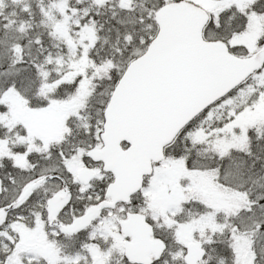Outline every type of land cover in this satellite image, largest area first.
<instances>
[{
    "label": "rangeland",
    "instance_id": "obj_1",
    "mask_svg": "<svg viewBox=\"0 0 264 264\" xmlns=\"http://www.w3.org/2000/svg\"><path fill=\"white\" fill-rule=\"evenodd\" d=\"M191 1L208 8L217 24L221 13L228 7L238 5L245 12L250 0ZM117 2L121 7L130 5L129 0H0V26L5 30V36L9 34L8 37H0V44L3 43L0 59L4 61L0 60L1 65L9 69L10 64L15 65L21 60L29 62L28 57L32 54L31 60H43L46 65L43 67L50 72L66 69L54 82L46 81V70L42 72V94H38L36 99L46 100L49 88L72 79L88 63L87 45L92 37V26L88 21L82 22L83 17L91 11H98L100 6ZM246 17L245 29L229 40L230 44L250 54L259 46L263 20L262 16L252 12ZM30 35L34 43L40 44L45 40L51 52L40 55L32 43L25 48L23 40ZM139 44L144 50L147 43L142 39ZM141 51L136 50V55ZM7 69L0 71V111L3 110L0 116L3 124L9 126L8 129L14 128L18 137L13 148L7 138H0V159H13V165L27 171L25 176L37 172L43 174L48 165L44 162L35 169L36 165L30 162L33 160L28 155L36 149L45 154L47 147L49 155L63 161L60 168L79 189L77 200L74 199L73 207L64 216L68 217L74 207L79 212L82 199L87 205L90 194L100 192L103 182L113 179L85 156L90 145L78 146L72 137L68 146L64 144L54 149L66 137L71 125L81 131L86 129V133L90 129L97 135L95 138L101 134L103 123L97 124L79 110L89 91L87 80L79 84L76 93L70 95L68 91L63 98L41 106L27 93V89L36 83L29 72ZM22 81L26 82L27 88ZM192 128L189 142L194 150L199 145L205 152L215 155L222 151L224 155L239 149L241 153L246 151L251 137H260L264 130V69L228 98L210 107ZM251 131L252 136H249ZM180 143L178 145L182 147ZM186 156L182 153L167 155L154 169L135 201L136 212L144 213L151 220L158 237L170 241L165 264H186L184 247L193 240H201L208 250L200 264H264V228L261 225L264 224V203L254 207L249 201L251 193L246 189H233L230 184L220 182L219 165L199 168L196 160L187 161ZM262 159L258 161L257 168L262 165L264 157ZM241 160L243 168L249 158L244 153ZM9 169L2 170L6 178L3 200L16 195V189H12L9 181ZM55 186L57 180L48 181L29 202L42 209L48 188ZM254 196L257 197L255 193ZM253 209L255 211L251 212ZM128 211L127 207H117L115 211L105 213L90 228L92 247L87 249V253L84 248L73 257L61 254L56 248L49 249L47 255L44 247L55 235L43 215L28 209L22 216V213L12 212L6 226L0 229V264H75L86 260V254L91 264H127L123 258L127 236L120 231L118 220ZM165 238L163 240L168 242Z\"/></svg>",
    "mask_w": 264,
    "mask_h": 264
},
{
    "label": "water",
    "instance_id": "obj_2",
    "mask_svg": "<svg viewBox=\"0 0 264 264\" xmlns=\"http://www.w3.org/2000/svg\"><path fill=\"white\" fill-rule=\"evenodd\" d=\"M155 21L157 35L146 51L127 65L104 109L103 145L87 153L93 160L103 161L105 170L115 176L105 198L67 225L60 223L57 215L70 202L71 191L64 187L48 200L50 223L65 233L89 226L104 208L128 202L143 188L154 163L164 159L165 147L182 128L264 65V43L250 56H237L223 40L205 39L210 14L194 2L166 3L156 11ZM123 142L128 143L126 148ZM51 177L28 183L15 202L0 209V224L9 209ZM121 229L132 237L124 244V253L133 262L151 264V255L158 259L164 253L163 240L152 238L154 229L142 213H128ZM186 250V264H199L206 252L200 241L189 243Z\"/></svg>",
    "mask_w": 264,
    "mask_h": 264
},
{
    "label": "trees",
    "instance_id": "obj_3",
    "mask_svg": "<svg viewBox=\"0 0 264 264\" xmlns=\"http://www.w3.org/2000/svg\"><path fill=\"white\" fill-rule=\"evenodd\" d=\"M129 1L130 5L123 7L120 6L119 2L115 3L117 4L116 7L112 6L115 4L107 3L106 5L100 6L98 11H91L87 17H83L82 22L88 21V23L92 26V37L87 45L89 48L87 51L88 63L83 67V71L76 72L72 79H69L64 83H58L55 88H49L46 96L47 102L55 100L56 98H63L64 94L68 91L70 92V95L72 93H76L79 89V84L84 80H87L89 91L85 96V99L82 100L83 102L80 105L79 110L83 115L90 116V118L97 124L103 123V110L109 102L110 95L114 90V86L120 79V75L123 73L130 60L138 56L135 51H141V49L143 50V47L141 48V44H139L140 40L143 39L146 43H149L151 38L156 34L157 25L156 21H154V13L156 9L159 8L161 4L170 2L171 0ZM247 5L248 9L245 12L242 11L238 5L237 7H228V9L221 13L217 24L215 22V18L211 17L212 20L206 27V35L213 39L220 38L229 43V38L237 35L245 29L246 16L249 12H252L257 16H262L263 30L259 42V46H261L264 42V0H250L247 2ZM0 29H2L1 26ZM32 39V36L28 38L27 43H32L34 45V49L40 51V55L45 54L46 52H51V49L48 47L45 40H42L40 44H37L34 43ZM42 42H44L43 46H41ZM231 50L238 55H248L247 52L241 50L240 48L238 49V47L235 46H231ZM141 52L137 53L140 54ZM32 56V54L29 55V62L22 63V66L18 71L21 72V70H26L29 72L31 78L35 79V85H33L31 89H28L29 93H31L30 98L33 100L36 95L40 93L42 94L41 86L43 81L41 76L43 71L46 70L47 73L46 81L54 82V80H58L60 76L64 74L66 69L61 72H50L51 70L43 67V65L46 66L43 64V60L40 61V59H37V61L34 60L33 62L31 60L33 58ZM16 67L18 68V64ZM3 69H7L6 66L0 65V71ZM262 69H264V66ZM7 70H10V67ZM249 81L250 79L247 82ZM23 82L24 81H22V83ZM247 82H245L242 86L247 84ZM24 87H26V84ZM233 93H235V91ZM203 115V113L199 115L196 120L185 128L174 143L167 146L166 156L172 154L178 155V153H182L183 156L187 155V161L196 160L199 163L197 164L199 168H212L219 165L221 168L219 171V179L221 182L230 184L233 189L243 188L242 190L246 189L247 192H250L252 198H249V201L254 204V207H258V204H263L264 161L260 168H257V164L258 161H262V157H264V130L260 137H251L248 149L242 153L241 151H233V153H230L229 155H215L209 151L211 153L210 154L209 152L207 153L204 151L203 146L196 145V149H192L190 143V134L193 129L192 125H194V123ZM74 126L75 125L70 126L68 133L65 135L66 137H64L61 142L57 143L59 145L55 146L54 149L61 148L64 144L68 146L69 140L72 137L75 139L78 146L81 145L83 147H87L88 145H100L99 138H95L97 135L94 132H90V129L89 133H86V129L81 131L80 129L74 128ZM251 133L252 131L249 136H252ZM91 134L92 136H90ZM178 143L183 146L180 147ZM126 145L127 144L124 143V146ZM244 153L248 156L249 160L245 162L244 167L242 168L243 172H245L244 176H242L239 169L242 167L241 155ZM215 156H218V159L214 158ZM36 163L39 165L40 161H37ZM62 163L63 161L61 159L53 158L52 163L50 164L51 167L48 171L62 173L63 169L60 168ZM14 174L15 172L13 175ZM234 175H236V177L233 179ZM237 178H239L238 181ZM14 179L16 181L17 176H15ZM244 183L245 185H243ZM103 185L105 186L106 182L103 183ZM103 191L104 190L102 188L99 193H92L89 197L91 203L96 197L101 195ZM254 193L257 197L254 196ZM136 198H138L137 194L134 196L135 200ZM130 208L137 210V207H133L132 204H130ZM254 211L255 209L251 212ZM261 225L262 228H264V224L262 223ZM167 252L161 257V259L153 261L152 264H165L164 258ZM123 258L126 260L127 264H133L129 262L125 256H123Z\"/></svg>",
    "mask_w": 264,
    "mask_h": 264
},
{
    "label": "flooded vegetation",
    "instance_id": "obj_4",
    "mask_svg": "<svg viewBox=\"0 0 264 264\" xmlns=\"http://www.w3.org/2000/svg\"><path fill=\"white\" fill-rule=\"evenodd\" d=\"M8 35H6V36L2 35V36L7 37ZM1 111H3V110H1ZM1 111H0V113H1ZM1 119L2 118L0 116V133L1 134L3 133L2 137L7 138L8 139V143L10 145V140L13 139V138L16 139V137H18V136H17V134L15 132V129L14 128L13 129H8L9 126H7L6 124H3ZM16 127H18V126L16 125ZM13 131L15 132L16 137H14L15 135L13 134ZM11 147L13 148L14 145L11 146ZM28 158L33 160V161H30L31 163L33 162L32 164L35 163V165H36L35 169H37V167H38V164L36 163L37 161H43L44 160V161H46V165H48V162H49V165H50V161L52 160L51 155H49V150H48L47 147H46V152H45L44 156H42V152L38 153L37 149H36L33 154L28 155ZM9 159L10 160H7L5 157L0 159V165L3 164V167H0V180L2 182V186L4 185V181H2L3 177H2V174H1L2 170L4 168H6V165H13L12 164L13 159H11V158H9ZM16 169L18 170V172H15L14 175L9 173V179L12 178V177H15V175L16 176L17 175L25 176V174L27 172V171L25 172L24 170L19 169L18 167H16ZM37 173H34L32 175H37ZM38 176H39V174L37 175V177ZM37 177H33V178H37ZM57 178L60 179L59 181H61V183H59V185L55 186L54 188H51L53 193L57 192L62 187V185H65V184H66V186L69 189H72L71 190L70 202L67 205L63 206V209L60 211V213L58 215V219H59L60 222H62L64 224H71V223H73V221H74V219L76 217L81 216L82 213L85 212L84 210L88 207L89 204L86 205L85 204L86 200L82 199V203L79 205V207H80L79 212L76 211L78 208L74 207V211H71V214L68 217L64 216L67 213L68 210L69 211L71 210V207H73V204H74L75 200H77L76 194L78 193L79 189H77V184L73 183L71 180L69 181V179L66 177L65 174L59 173L55 179H57ZM29 182L30 181L26 182L24 185L22 184L23 186L18 188L17 192H19V194H20V192L22 193L23 192L22 190L25 188L26 184L29 183ZM37 190H34L27 197L26 202L24 204H22L19 207V209L16 210L15 212H13V213H17V212L18 213H22V214H20L22 216L24 214L25 209H28V210H31V211L33 210V212H35L36 214L39 213V214L44 216L45 223L48 226H52V228L54 230L53 234L55 235L54 239H51V241L49 243H47L45 245V247H44V249L46 250L47 255L49 254L48 251L51 248H53V249L56 248V249H58L60 251L61 254L63 253V255H67V256H71V257L75 256V254L78 253V251L82 252L84 248L86 249V253H87V249L89 247H92V245H93L91 238H89L90 228L92 226H94V224L97 222V220H95L94 223L91 226L85 227L82 230H79V231H77L75 233H72V234L64 233V232H62L60 230L59 226H53V225H51L48 222V218H47L48 212H47V209H46V203H47L46 200H45V205L42 207V209L39 206H37L36 203L29 202L34 197V195L37 192ZM0 199H1L0 200V208H1L2 206H5V204H7L8 201L7 200H5V201L3 200V193H0ZM27 207H32V208L30 209V208H27ZM10 213H11V211L9 212V216L11 215ZM127 213H126V215H127ZM36 214H34V215H36ZM126 215H125V217H126ZM124 218H122V219H124ZM120 221L121 220H118V223ZM1 227H0V229H1ZM205 249H206V246H205ZM87 257H88V254H86V257H85L86 260L85 259H84V261L81 260L80 264H84V262H85V264H91L90 261L87 259ZM75 264H79V262H77Z\"/></svg>",
    "mask_w": 264,
    "mask_h": 264
},
{
    "label": "bare ground",
    "instance_id": "obj_5",
    "mask_svg": "<svg viewBox=\"0 0 264 264\" xmlns=\"http://www.w3.org/2000/svg\"><path fill=\"white\" fill-rule=\"evenodd\" d=\"M3 31L2 30H0V36H2L3 35ZM10 69H12V70H14V72H17L18 71V69H17V67L16 66H14V64H12L11 66H10ZM178 137V136H177ZM177 138H175L174 139V141L176 140ZM239 171L241 172V174H242V176H243V170H242V167H240V169H239ZM60 179H58L57 178V185L59 184V183H61V181H59ZM17 181V180H16ZM59 181V182H58ZM17 183H18V181H17ZM45 187V186H44ZM64 187H66L67 189H69L66 185H62V187L60 188V189H63ZM59 189V190H60ZM70 191L72 190V189H69ZM134 199V197H133V195L131 196V199L128 201V202H120V204L121 205H123L125 208L127 207L128 209H130V211H129V213H137L136 212V210L134 209V208H130V204H132L133 205V207H135L136 206V204H135V199ZM157 236V233L155 232V231H153V235H152V238H154V237H156ZM168 240V239H167ZM169 247H170V241L168 240V242H166L165 243V248H164V251H169ZM153 261H155V260H153Z\"/></svg>",
    "mask_w": 264,
    "mask_h": 264
}]
</instances>
